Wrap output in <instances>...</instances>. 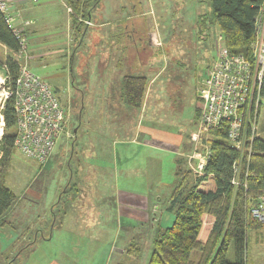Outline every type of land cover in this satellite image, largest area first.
<instances>
[{"label": "rangeland", "instance_id": "1", "mask_svg": "<svg viewBox=\"0 0 264 264\" xmlns=\"http://www.w3.org/2000/svg\"><path fill=\"white\" fill-rule=\"evenodd\" d=\"M56 2L32 12L25 55L31 72L57 91L66 127L45 163L17 149L11 156L5 184L16 202L0 219V264H47L61 253L84 260V246L77 250L70 235L47 228L53 208L59 215L83 210L84 203L97 213L88 264H148L161 224L152 227L151 217L150 225L137 223L127 211L120 220L117 194L122 188L149 198L152 217L159 206L161 226L170 227L175 215L164 206L175 188L176 161L182 158L181 168L195 173L192 167L206 157L209 145L193 134L199 84L219 50V29L200 33L197 25L199 15L211 17V2L100 0L91 21L76 26L65 1ZM7 55L12 52L0 47V61ZM130 75L149 79L142 107L122 100ZM261 122L264 138V109ZM135 136L139 141L128 142ZM81 181L87 185L76 192ZM210 220L204 231L210 232ZM247 234L246 264H264V226ZM52 235L50 244L45 238Z\"/></svg>", "mask_w": 264, "mask_h": 264}, {"label": "trees", "instance_id": "2", "mask_svg": "<svg viewBox=\"0 0 264 264\" xmlns=\"http://www.w3.org/2000/svg\"><path fill=\"white\" fill-rule=\"evenodd\" d=\"M64 1L76 26L91 21V10L100 0ZM263 1L210 0L212 15H199V31L204 33L210 26H215L230 52L250 56L255 41V20ZM0 44L12 54L20 48L19 40L1 14ZM4 65L13 87L19 75L18 64L12 55H7L4 61H0V69ZM147 86L145 76L125 77V101L131 106L142 107ZM201 109L202 104L197 111L198 119ZM2 115L5 127L0 141L3 152L0 160V219L16 202V195L5 184L11 156L16 150L17 114L13 97L5 102ZM208 138L204 141L209 145L210 153L203 173L182 168L178 171L180 181L166 202V210L175 215V221L171 227L158 230L148 264H246L248 230L264 226L250 215V209L257 204L264 190V138L262 135L254 140L249 159L248 154L237 151L226 141L223 131L211 132ZM240 160L244 162L239 164L241 183L235 186L232 183L237 176L234 165ZM206 218L212 219V226L203 238ZM230 250L232 260L229 261Z\"/></svg>", "mask_w": 264, "mask_h": 264}, {"label": "built area", "instance_id": "3", "mask_svg": "<svg viewBox=\"0 0 264 264\" xmlns=\"http://www.w3.org/2000/svg\"><path fill=\"white\" fill-rule=\"evenodd\" d=\"M0 14L19 40V51L12 54L18 64L19 75L12 87L7 68L0 69V126L4 135L5 122L2 110L11 97L15 100L17 135L14 147L26 157L41 164L53 152L60 135L65 131L66 110L50 83L35 75L28 67L27 44L24 29L15 25L17 16L10 0H0ZM29 22H23L27 26ZM90 24V23H88ZM219 50L215 62L207 69L199 84L202 109L198 119V131L194 140L200 145L211 132L223 131L226 141L234 149L250 158L251 145L262 137V113L264 109V1L255 20V41L250 56L234 54L224 46L223 37L218 36ZM24 59V61H22ZM207 143V142H206ZM208 148V147H207ZM209 148L203 163L195 173L204 171L209 159ZM3 152L0 149V160ZM246 160V159H244ZM248 161V160H247ZM240 160L235 163L237 176L233 180L239 185ZM248 163V162H246ZM255 220L264 223V190L258 202L250 209Z\"/></svg>", "mask_w": 264, "mask_h": 264}, {"label": "crops", "instance_id": "4", "mask_svg": "<svg viewBox=\"0 0 264 264\" xmlns=\"http://www.w3.org/2000/svg\"><path fill=\"white\" fill-rule=\"evenodd\" d=\"M10 1L13 4V12L18 18L15 22V25L19 28L24 29L25 37L27 36V33L30 31L29 30L30 27L34 23V20H33L34 16H33L32 12L36 11L35 9H37V8H39V9L42 8V6L48 7L49 5H53L55 3H58V2H56V0H10ZM25 21L29 22V24L27 26L23 25V22H25ZM0 47H2L5 51L9 50L7 47H5L2 44H0ZM135 57L139 58V54L138 55L136 54V56L134 54L133 57L131 56V58H134V59H135ZM133 65H134V63H133ZM149 72H151V71H149ZM130 76H132V75H130ZM136 76H138V75H136ZM142 76H144V75H142ZM146 78L148 79V77H146ZM151 83H152V81H151ZM122 100L124 101V103L126 105L131 106L125 101L123 95H122ZM131 107H133V106H131ZM139 139H140L139 136H135L133 138H130L128 140V142L131 141V143L133 144L136 141H139ZM152 143H153V141H152ZM152 143L150 142V144H152ZM153 146L157 147V145H155V144H153ZM129 148L130 147H128V149ZM165 148H168V147L165 146ZM176 162H177L176 163V169H175L176 170V172H175L176 179H175V185H174L175 187L178 185V183L180 181V175L178 174V171L182 167V164L184 161H182V158H179ZM116 164H118V163H115V165ZM76 180H79V179H76ZM82 181L79 184L78 183L74 184L76 186V188H75L76 192H83V189L85 187L84 185H87L86 183L84 184ZM119 198L123 204L120 203ZM117 200H118V205H119L118 206V210H119L118 216H119L120 220H121L122 214L123 213L125 214V211H127L128 217L130 219L133 218V220L137 223L148 224V223H150V217H151V221L152 220L154 221V224L152 223L153 221L151 222L152 227L156 228L157 225H159V223L162 225V217H161V220L159 219V214H160L159 209L160 208H159V206L156 205L155 210H154V213H156V214H154V216L152 217L151 203H150L151 200L149 198L142 196L141 194L137 195V194L133 193L132 191H126L122 188H119V191L117 194ZM142 202H143V204H142ZM144 202L146 204H144ZM124 204H127V205H124ZM143 205H145V206H143ZM126 206H127V208H125ZM164 207H165L164 209L166 210L167 205H165ZM120 208H122V209L124 208L126 210H120ZM141 208H143V210ZM127 214H125V215H127ZM51 215L53 217V220L47 228H50L52 233H54V232H57L58 234L67 233L68 235H70L71 240H75L74 242H72V244H74V245L78 244V246L75 245V248L77 247V250L81 247L80 245L84 246L85 249L88 250V233H90L92 231V229L96 227L93 219H94V217H96L97 213L95 212L93 207H91V209L88 210L86 203H84V209L83 210H80V211H75V210L63 211V210H61L59 215H57L54 212V208H53ZM147 215L149 218H144ZM142 216H144V217L141 219ZM168 220L171 221L170 216L168 217ZM174 221H175V218H174ZM174 221H173V224H174ZM47 224H48V222H47ZM173 224H171V226ZM148 225H150V224H148ZM161 225H160L159 229L163 228ZM209 225L212 226V220H210ZM206 232H207L206 230L205 231L203 230V234H202L203 238H205L209 234V232H207V235H206ZM35 240L38 241V236L35 238ZM51 240H53V235L49 239L45 238V241L50 243V244H52ZM33 243H35V242H33ZM33 243L32 242L29 243L27 249H33L34 248V245H32ZM74 245H73V247H74ZM86 251L84 252L85 258H88V251H87V253H86ZM85 258H84V260L77 259V258L72 259V258L68 257L66 253H61V254H59V256L54 255L53 258L51 260H49L47 264H88V259H85Z\"/></svg>", "mask_w": 264, "mask_h": 264}, {"label": "bare ground", "instance_id": "5", "mask_svg": "<svg viewBox=\"0 0 264 264\" xmlns=\"http://www.w3.org/2000/svg\"><path fill=\"white\" fill-rule=\"evenodd\" d=\"M2 134L1 126H0V135Z\"/></svg>", "mask_w": 264, "mask_h": 264}, {"label": "water", "instance_id": "6", "mask_svg": "<svg viewBox=\"0 0 264 264\" xmlns=\"http://www.w3.org/2000/svg\"><path fill=\"white\" fill-rule=\"evenodd\" d=\"M198 96H199V93H198Z\"/></svg>", "mask_w": 264, "mask_h": 264}]
</instances>
